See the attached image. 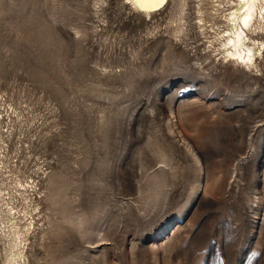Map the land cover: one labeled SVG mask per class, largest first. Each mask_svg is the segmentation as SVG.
Here are the masks:
<instances>
[{
    "label": "rangeland",
    "instance_id": "1",
    "mask_svg": "<svg viewBox=\"0 0 264 264\" xmlns=\"http://www.w3.org/2000/svg\"><path fill=\"white\" fill-rule=\"evenodd\" d=\"M237 1L0 0V264H264V21L234 63Z\"/></svg>",
    "mask_w": 264,
    "mask_h": 264
},
{
    "label": "bare ground",
    "instance_id": "2",
    "mask_svg": "<svg viewBox=\"0 0 264 264\" xmlns=\"http://www.w3.org/2000/svg\"><path fill=\"white\" fill-rule=\"evenodd\" d=\"M164 1L126 0L130 6L144 14H149L159 8ZM237 2L238 7L230 14L229 19L233 23L234 31H230L231 34L229 32L230 35L225 39V44L230 46L227 53L234 63L254 67L256 50L248 33H254L257 23L261 24L260 21H264V0H238Z\"/></svg>",
    "mask_w": 264,
    "mask_h": 264
}]
</instances>
